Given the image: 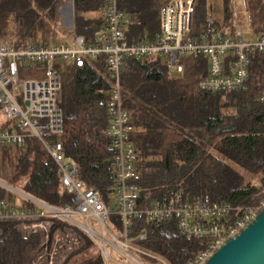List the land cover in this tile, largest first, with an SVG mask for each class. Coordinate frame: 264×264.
Instances as JSON below:
<instances>
[{
    "label": "trees",
    "instance_id": "trees-1",
    "mask_svg": "<svg viewBox=\"0 0 264 264\" xmlns=\"http://www.w3.org/2000/svg\"><path fill=\"white\" fill-rule=\"evenodd\" d=\"M171 1L119 0L120 9L136 21L128 31V39L154 40L162 27L161 9ZM224 1V20L216 21V26L219 33L232 34V0ZM60 2L0 0V34L7 35V25L14 24L17 45L39 37L50 41L57 30L50 34L51 30H44L46 16L39 7L54 16ZM99 2L74 0L79 12ZM209 9L208 0L196 1L193 36L207 23ZM77 20V33L86 40L92 39L97 32L94 22L85 17ZM187 59L180 60L184 64L182 78L172 75V67L162 57L138 59L121 75L124 106L131 112L135 126L131 139L139 153L140 172L135 182L143 195L150 194L155 199L182 191L191 199L209 196L235 205H254L264 195V102L260 101L264 95V54L252 59L248 87L229 93L226 102L220 93L207 92L199 86L208 73L207 58ZM70 69V78L63 80L60 103L65 151L79 166V176L85 184L98 192L107 206H112L113 151L106 107L110 75L104 57ZM242 171L263 175L261 184L248 182ZM12 180L25 192L51 204L72 203V195L58 177L56 163L35 138L28 139ZM5 198L11 200L12 196L0 186V200ZM110 219L121 225L119 215ZM69 227L84 240L70 257L84 255L78 264H105L93 239L59 218L54 219L50 230L51 243L58 230ZM0 230V264H35L34 253L42 248L41 234L24 235L12 221L0 222ZM141 232L147 233V239L139 244L172 264L185 262L206 247L204 241L183 237L175 220L157 226L146 218H135L131 233Z\"/></svg>",
    "mask_w": 264,
    "mask_h": 264
},
{
    "label": "built area",
    "instance_id": "built-area-1",
    "mask_svg": "<svg viewBox=\"0 0 264 264\" xmlns=\"http://www.w3.org/2000/svg\"><path fill=\"white\" fill-rule=\"evenodd\" d=\"M196 1L172 0L165 4L161 9V31L150 41L128 39V31L136 21L120 9L119 0H104L103 28L90 40L72 31L64 40L17 45L11 36L0 34V109L6 117L0 126V147L9 145L22 155L28 139H37L56 163L63 188L72 195V203L57 206L0 180L1 187L21 197L20 202L13 197L0 200V222L21 224L19 229L24 235L41 234L43 247L44 237L50 235L54 219L59 218L87 233L105 264H148L145 258L172 264L139 244L147 239V233H131L135 218H146L157 226L175 220L183 237L206 243L196 256L177 264H204L228 238L249 225L264 208V195L258 203L248 206L209 196L191 199L182 191L155 199L150 194L143 195L135 182L140 172L139 153L131 139L135 126L131 112L124 106L121 81L122 73L134 61L162 57L181 73L183 56L205 57L208 73L199 86L204 91L220 93L224 100L232 91L248 87L252 59L264 54V31L256 42L247 40L240 31L234 36L221 34L211 12L203 30L193 36ZM102 57L111 84L106 107L113 151L111 182L116 205L112 206H107L98 192L80 178L79 166L69 159L62 141L63 78L59 60L69 67H81ZM260 101L264 102V95ZM115 214L121 217L118 226L122 233L118 231L122 237L109 227L113 222L110 217ZM48 230L49 235H45Z\"/></svg>",
    "mask_w": 264,
    "mask_h": 264
},
{
    "label": "rangeland",
    "instance_id": "rangeland-1",
    "mask_svg": "<svg viewBox=\"0 0 264 264\" xmlns=\"http://www.w3.org/2000/svg\"><path fill=\"white\" fill-rule=\"evenodd\" d=\"M208 2H210L211 6H210L209 11L213 14L214 20L217 22L223 23L225 1L224 0H208ZM39 9L41 12H43L42 15L44 14L46 16L45 18L46 25H45L44 30L46 31L51 30V31H48L49 34L53 32L54 30H57L56 36H51L50 40L66 39L68 34L71 32V29L67 28L66 30V28H64L63 26V22L59 23L58 21L60 20L59 13L52 16L49 14V12L45 11L43 8L39 7ZM231 9L233 11V23H234V26L232 27V29L233 31H235V33L234 32L233 33L236 34L238 31H240L244 33L247 40H252L256 42L258 39L259 31H255V29L257 30L264 29V0H232ZM7 26H8L6 28V32H8L7 35L11 36L15 40V37L17 36L16 27H14V24H10V25L8 24ZM241 26H244L245 30H242L240 28ZM233 33L231 35L234 36ZM30 41H42V39L41 37H39L35 40H30ZM183 57L186 59L189 58V56L187 55ZM187 60L189 61V59ZM59 62H60V71H61L63 80L66 78H70V71H71L70 68L71 67L66 66V64L62 60H59ZM170 72L172 73L174 77L182 78V75L177 74L173 68H171ZM227 100H228V97L224 99L225 102ZM5 120H6V117L4 116V114L2 113L0 109V125ZM8 147H11V146L8 145ZM22 155H20V153H18V151L15 148H12V150L11 149L10 150L9 149L0 150V180L13 184L12 176L16 172L18 158L22 157ZM242 173L244 174L245 179L248 182L255 183L257 185L261 184L263 175L256 176L246 171H242ZM9 192L11 196L14 198V201L20 202L21 197H19L18 195H16L15 193L11 191ZM114 205H116V201ZM78 219L82 222H86L85 218L83 217H79ZM91 224L97 230H99V228L96 226L93 220L91 221ZM21 227H22L21 224L16 223L17 229ZM109 227L119 237H122L121 235L122 229L118 226L117 223L113 221L112 223L109 224ZM49 230L47 233H45V235H49ZM118 230H121V233ZM44 242L45 244L43 245V247L39 251L34 253V263L35 264H65V262L66 264H78V262L81 261L82 257L84 256L82 254H79L78 256L70 257L71 253L74 250H77L84 244V240L81 237V235L77 231H75L73 228L69 227V228H66L65 230H58L55 233L52 243H51L50 235L48 237L45 236ZM145 259L148 264H162L161 262H158L153 259H147V258Z\"/></svg>",
    "mask_w": 264,
    "mask_h": 264
},
{
    "label": "water",
    "instance_id": "water-1",
    "mask_svg": "<svg viewBox=\"0 0 264 264\" xmlns=\"http://www.w3.org/2000/svg\"><path fill=\"white\" fill-rule=\"evenodd\" d=\"M204 264H264V208L238 235L218 247Z\"/></svg>",
    "mask_w": 264,
    "mask_h": 264
},
{
    "label": "crops",
    "instance_id": "crops-1",
    "mask_svg": "<svg viewBox=\"0 0 264 264\" xmlns=\"http://www.w3.org/2000/svg\"><path fill=\"white\" fill-rule=\"evenodd\" d=\"M94 4L95 3L93 2L91 4V7ZM103 4H104V0H100V2L97 5H95L93 8L87 7L88 9L80 10V12H79L76 10L74 0H61V2L59 3V6H58V10H57V13H59V16H60V20H58V21H59V23L63 22V26H64V28H66V30H67V28H70L71 32L76 31V33H77V31H78V29H77L78 28L77 18L78 17H85V18L92 20V22H94V24H93L94 30L99 32L103 28V24H102L103 14L101 11V7L103 6ZM210 6L211 5L209 2V7ZM101 25H102V27H101ZM240 28L242 30H245L244 26H241ZM202 29H203V27H202ZM255 31H259V33H260V32H263L264 29L263 30L255 29ZM68 33H69V31H68ZM176 73L182 74V73H178V72H176ZM5 122H6V120L1 125L5 124Z\"/></svg>",
    "mask_w": 264,
    "mask_h": 264
}]
</instances>
